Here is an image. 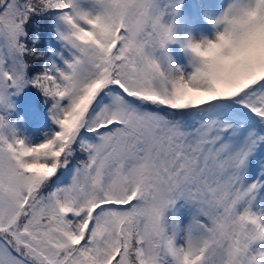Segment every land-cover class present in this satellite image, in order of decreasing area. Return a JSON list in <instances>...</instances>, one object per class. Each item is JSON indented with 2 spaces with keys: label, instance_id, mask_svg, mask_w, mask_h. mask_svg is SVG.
Segmentation results:
<instances>
[{
  "label": "snow or ice",
  "instance_id": "snow-or-ice-1",
  "mask_svg": "<svg viewBox=\"0 0 264 264\" xmlns=\"http://www.w3.org/2000/svg\"><path fill=\"white\" fill-rule=\"evenodd\" d=\"M178 9L0 0V264H264V39L187 73L158 28Z\"/></svg>",
  "mask_w": 264,
  "mask_h": 264
},
{
  "label": "clouds",
  "instance_id": "clouds-1",
  "mask_svg": "<svg viewBox=\"0 0 264 264\" xmlns=\"http://www.w3.org/2000/svg\"><path fill=\"white\" fill-rule=\"evenodd\" d=\"M206 20L214 29L211 37L203 34L197 37L191 31L181 36L180 29L187 26V21L178 12L172 14L171 19L162 18L158 23L168 44H179L192 58L194 68L226 54L237 42L264 39V10L256 8L255 0H231L219 14L208 13ZM196 46L199 51H194Z\"/></svg>",
  "mask_w": 264,
  "mask_h": 264
},
{
  "label": "rangeland",
  "instance_id": "rangeland-1",
  "mask_svg": "<svg viewBox=\"0 0 264 264\" xmlns=\"http://www.w3.org/2000/svg\"><path fill=\"white\" fill-rule=\"evenodd\" d=\"M197 7L196 11L206 20L208 13L219 14L223 9H225L231 2V0H223L221 4L217 3L216 0H196ZM180 9V8H179ZM179 14L184 17L187 21V26L180 29L179 34L183 36L185 31L193 32L197 37L202 34L209 37L214 35V29L212 26L205 28L203 25L198 24L190 15L179 12ZM165 19H170L166 16ZM170 54L172 55L175 63L187 73L194 71L192 66V58L185 52L182 54H177L174 51V44L169 46ZM22 93L19 97L15 98L16 101V113L17 117L15 119L17 123V128L21 136H27L32 138L41 137L45 131L49 130L51 125V120L48 115L43 114L38 109L33 107H28ZM261 197L264 198V192L261 193Z\"/></svg>",
  "mask_w": 264,
  "mask_h": 264
},
{
  "label": "trees",
  "instance_id": "trees-1",
  "mask_svg": "<svg viewBox=\"0 0 264 264\" xmlns=\"http://www.w3.org/2000/svg\"><path fill=\"white\" fill-rule=\"evenodd\" d=\"M23 95H24V99L26 100L24 102L27 103V105L31 104L40 112L48 114L49 105L45 103V98L38 90L36 89L26 90ZM12 119H15V112L13 114Z\"/></svg>",
  "mask_w": 264,
  "mask_h": 264
}]
</instances>
